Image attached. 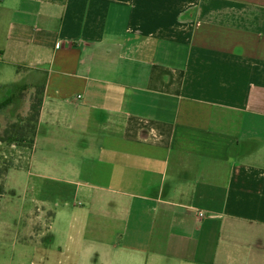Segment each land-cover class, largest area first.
I'll use <instances>...</instances> for the list:
<instances>
[{
	"label": "crops",
	"instance_id": "0c3cea01",
	"mask_svg": "<svg viewBox=\"0 0 264 264\" xmlns=\"http://www.w3.org/2000/svg\"><path fill=\"white\" fill-rule=\"evenodd\" d=\"M0 91L56 264H264V0H0Z\"/></svg>",
	"mask_w": 264,
	"mask_h": 264
},
{
	"label": "rangeland",
	"instance_id": "374dc122",
	"mask_svg": "<svg viewBox=\"0 0 264 264\" xmlns=\"http://www.w3.org/2000/svg\"><path fill=\"white\" fill-rule=\"evenodd\" d=\"M38 97L37 95L33 101ZM14 101L16 99L8 98L5 91H0V109H9ZM27 103L28 97L25 94L18 103L12 106L11 109L20 112L18 120H15L17 113L0 110V140H10L0 144V264H49L47 259H43L46 254L45 250L52 251L50 264H56L59 260H64L59 252L65 237L63 223L57 219L52 232L55 237L51 242H47L42 234L41 239L33 237L43 231V226L37 223V219L40 218L38 216L40 213L37 211L47 212L48 208H51L55 212H59L62 208L59 205L60 200L56 195H52L53 200L47 203L42 192L34 191L31 188L18 189L14 194L3 192L8 185L12 184V181L5 184L8 171L24 164L27 160L26 150H21V153L20 149L27 146L32 134L29 129L27 133L26 129L24 130L25 135L14 131V126H18L20 130L23 126L32 125V121H28L30 113L26 112ZM3 105H6L5 108ZM12 133L13 135H11ZM18 231L20 234L23 233L24 237H19ZM44 232H46V228Z\"/></svg>",
	"mask_w": 264,
	"mask_h": 264
},
{
	"label": "trees",
	"instance_id": "16d2710c",
	"mask_svg": "<svg viewBox=\"0 0 264 264\" xmlns=\"http://www.w3.org/2000/svg\"><path fill=\"white\" fill-rule=\"evenodd\" d=\"M37 95L39 97L36 100L33 101L32 105H31L30 116H29V119H28V121H32V125L23 126V127H21L20 130H19L18 126H14V131H17L18 134H24L25 135L24 130L26 129V133H27V131L29 129L30 133L32 134L31 137H30V141H32L33 137L35 136L36 123H37L38 118H39L41 101H42V99L40 97V92H37L36 96ZM36 96H35V98H36ZM4 106H6V105H3V107ZM13 133H15V132H13ZM13 133L11 135H13ZM3 141L8 142L10 140H3Z\"/></svg>",
	"mask_w": 264,
	"mask_h": 264
},
{
	"label": "built area",
	"instance_id": "2783aa9c",
	"mask_svg": "<svg viewBox=\"0 0 264 264\" xmlns=\"http://www.w3.org/2000/svg\"><path fill=\"white\" fill-rule=\"evenodd\" d=\"M197 214H198V216H199L200 218L204 217V213L201 212V211H198Z\"/></svg>",
	"mask_w": 264,
	"mask_h": 264
}]
</instances>
